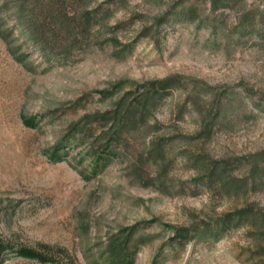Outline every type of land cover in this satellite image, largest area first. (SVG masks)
Masks as SVG:
<instances>
[{"label":"rangeland","instance_id":"374dc122","mask_svg":"<svg viewBox=\"0 0 264 264\" xmlns=\"http://www.w3.org/2000/svg\"><path fill=\"white\" fill-rule=\"evenodd\" d=\"M20 1L0 0V239L53 255L39 262L7 251L0 264H102L108 257L114 264H264V228L252 223L216 240L172 242L174 230L239 209L264 214L258 19L248 26L239 8L213 11L203 0H125L110 6L106 21L116 26L117 44L104 33L101 45L47 60L17 32ZM241 3L264 14V0ZM192 6L198 19L178 18ZM168 78L176 84L160 93L144 128L99 141L101 122L82 136L83 117L122 98L133 102L145 85ZM74 137L77 145H63ZM156 142L162 157L148 153ZM92 145L109 160L97 165ZM214 163L227 164L229 178L247 187L225 191L209 182L201 168ZM252 169L260 172L255 182Z\"/></svg>","mask_w":264,"mask_h":264},{"label":"trees","instance_id":"16d2710c","mask_svg":"<svg viewBox=\"0 0 264 264\" xmlns=\"http://www.w3.org/2000/svg\"><path fill=\"white\" fill-rule=\"evenodd\" d=\"M34 1V3H33ZM94 0H22L14 6L13 15L17 21V32L21 38L28 44V50L37 51L46 57L47 60L64 59L73 53H83L93 46L101 45V38L104 33L115 34V27L107 25V19L111 14L112 6H121L125 0H109L107 5H98L91 9L90 3ZM210 4L211 10L215 11L218 8L234 9L239 8L243 14L244 23L248 26H253L256 19L262 25L264 30V14L259 16L248 13L241 0H203ZM30 12V13H29ZM37 12V13H33ZM34 14L37 22H32L29 14ZM39 13V14H38ZM38 14V15H36ZM179 19L192 20L198 19L195 14L194 7L189 10H184L179 13ZM164 20L161 17L160 22ZM242 22V21H241ZM147 29L143 31L141 37H147ZM109 42L117 44L114 36L110 37ZM124 50H129L128 48ZM176 81L168 78L162 81L149 83L143 87V90L135 98L133 102H126L125 98L118 101L117 105L109 111L103 113H95L83 117V132L91 134V125L94 123H103L104 127L99 132V141L120 140L125 134L134 131L138 127L144 128L148 117L151 115L152 109L156 106L155 102L160 97V93L175 86ZM206 131V127L205 130ZM205 133V132H204ZM81 136V137H82ZM78 138H73L71 141L64 142L63 145H77ZM110 142V141H109ZM107 142V144L109 143ZM89 149L93 152V161L98 165L100 160H109L110 153L101 154L98 151L99 147L94 145ZM149 155L156 154L162 157L164 149L162 144L156 142L148 151ZM197 163V162H196ZM203 167V165H202ZM203 173H206L209 182H217L222 190L239 192L247 187L243 182L234 181L227 174V164L214 163L211 166L201 168ZM260 176V172L252 169L251 179ZM260 178V177H259ZM242 223H252L257 228H264V214L261 211H255L252 206L239 209L233 215H224L212 223H202L194 225L190 229L174 230L172 242L184 243L187 240H216L229 228L241 225ZM41 252L27 249H15L2 239H0V256L5 252H15L17 255L29 259H35L39 262L49 260L50 255H53L49 247H43ZM102 264H114L112 258Z\"/></svg>","mask_w":264,"mask_h":264}]
</instances>
